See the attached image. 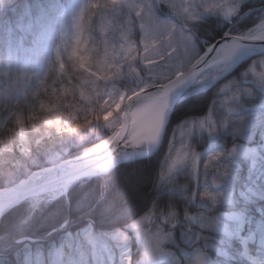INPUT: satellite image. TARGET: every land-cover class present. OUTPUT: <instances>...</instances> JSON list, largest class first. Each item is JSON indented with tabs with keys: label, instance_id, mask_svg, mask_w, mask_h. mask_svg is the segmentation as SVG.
<instances>
[{
	"label": "rangeland",
	"instance_id": "rangeland-1",
	"mask_svg": "<svg viewBox=\"0 0 264 264\" xmlns=\"http://www.w3.org/2000/svg\"><path fill=\"white\" fill-rule=\"evenodd\" d=\"M15 1L0 0L1 22L5 19L2 14L6 13L2 11L12 7ZM62 1L65 6L59 0H49L48 30L45 34L37 33L26 43L35 52L42 48L45 52L49 50L50 60L42 80L46 93L19 105L11 125L0 137L2 180H10L26 163L52 165L62 160L70 148L83 145L91 127H97L101 133L106 130L107 136H111L121 122L127 97L162 81L156 72V75L151 72L162 71L164 57L178 65L177 73L188 68V60L201 53L190 37L182 34V25L196 29L202 17L226 25L239 12L242 2L162 0L171 12L166 17L155 10L154 0ZM33 8H24L8 26L0 27V39H6L0 44V85L5 81L13 84L18 72L21 73L25 47L20 43L14 47L9 36L18 27L17 20L24 19ZM16 11V7L11 8L13 14ZM243 17L257 21L251 28L260 25L264 20V4L250 6L239 21ZM245 32H231V35L241 37ZM39 63L41 68L43 60ZM141 73L153 78L140 80ZM218 74L210 70L203 79L210 80ZM23 79L21 76L20 82ZM220 82L222 85L215 92L217 107L201 116L183 118L169 129L166 127L159 183L175 191L182 186L174 181L180 175L181 179L191 180L192 188L183 186L177 190L187 204L179 214L150 211L128 227L141 249L136 264H212V252L241 259L246 264H264L258 250L252 248L261 237L256 229L248 228L256 224L252 221L254 216H248L241 207L233 210L235 202L230 190L233 179L242 182V177H235L242 166L247 171L244 185L255 176L257 179L264 175V159L256 160L253 172V154L244 151L256 149V156L264 153V56L253 58L245 67L240 65ZM200 90L191 93L200 94ZM255 100L257 103L249 104ZM224 133L230 137V144L219 143V136ZM202 136L207 138L205 150L213 148L212 153L193 147V139L201 142ZM246 140L251 144L242 143ZM197 185L204 191V197L199 200L195 193ZM60 187L54 185L33 197L65 195L69 187ZM251 193L248 188L239 191L237 197L246 200ZM200 211L205 217L199 225L206 234L197 233L191 248L187 243L192 241V229L201 217H197ZM233 225L242 226L239 235ZM82 237H87L88 242L71 253L65 246L67 238L55 250L53 258L63 252L67 264H126L124 258L131 238L126 233H84Z\"/></svg>",
	"mask_w": 264,
	"mask_h": 264
},
{
	"label": "trees",
	"instance_id": "trees-1",
	"mask_svg": "<svg viewBox=\"0 0 264 264\" xmlns=\"http://www.w3.org/2000/svg\"><path fill=\"white\" fill-rule=\"evenodd\" d=\"M59 1V4L65 5L64 1ZM48 2L49 0H16L12 7L2 11V13L6 11L5 14H2L5 18L3 21L6 20L9 25L15 16L11 12V8L16 7V10L21 12L25 7H34L24 19L16 23L18 27H15V31L10 35L14 47L19 46L20 43L25 47V50L21 69L17 68L20 69L21 73L18 72L16 80H13L14 83L5 81L0 85V137L11 125L19 105L22 106L25 101L30 100L33 96L38 98L46 93L43 90L45 85L42 84V80L50 60L47 55L49 50L45 52L44 48L35 52L26 43L29 44L37 33L46 31V22L49 19L48 12H46ZM261 4H264V0H253L250 5L242 9L240 14L250 9V6ZM160 9L169 12L163 2L160 4ZM2 22L0 20V26ZM256 22L252 17H243L240 21L238 19L231 28L232 32L241 34V32L250 29ZM226 28L227 25H222L218 21L215 22L213 18L202 17L200 24L194 29L198 36L209 43L219 38L226 31ZM193 42L198 46L197 49L200 52L202 50L200 44ZM41 60H43V64L40 68L39 62ZM189 62L191 61L188 60L187 64ZM177 67L178 65L175 66L171 60L164 57L162 71L156 69L151 73L155 75L157 73L159 79L166 81L167 78L173 76ZM21 76L24 79L20 82ZM164 76L167 78L164 79ZM152 78L148 75L144 76V73L140 75V80ZM217 87L179 101L174 106L167 129L178 124L183 118L201 116V114L217 107L218 102L215 100ZM108 134L106 130L101 133L97 127H91L83 145L70 148L63 158L74 157L84 148L94 146L103 140ZM200 138H203L201 142L193 139V147L201 152L212 153L213 148L212 150H205L207 138L205 136ZM219 138V143L230 144V137H226L225 133L220 134ZM225 147H222L223 150ZM163 150L164 145L156 155L149 157V159L128 162V164L117 166L107 175L76 182L69 186L65 195L54 196L53 198H48V196L43 198L32 197L11 208L0 219V264H67L66 255L62 258L59 256L53 258V254L69 236L79 235L82 237L84 233L110 235L123 232L131 237L132 233L128 227L149 211L161 214H179L187 204L185 197L181 193L179 194L177 190L183 186L191 190L192 182L186 177L181 179L182 176L177 175L174 181L182 186L175 191H169L168 186L159 183L160 168L164 158ZM44 165H46L45 162L37 165L26 163L20 166V169L11 176L10 180L0 179V187L9 186L21 180L34 169L42 168ZM262 168L264 169V166ZM246 176L245 166L238 168L235 177H242V182L233 179L231 184L230 190L235 202L233 210L237 211V208L241 207L248 216H254L252 221L264 225V208L258 203L259 200L264 199V175L261 174L257 179L255 176L252 178V182L248 180V184L244 185L247 182ZM248 188L252 191L248 199L241 200L240 197H237L239 191H245ZM195 193L197 200L204 197L201 186L197 185ZM256 224L251 225V227L248 226V228L256 229ZM199 226L198 223L193 226L192 241L187 243L191 248L195 243L196 233L201 231L206 234ZM23 238L25 239L23 240ZM259 244H263L262 251H264V234L252 247L254 251L259 250ZM127 252L128 254L124 258L126 264H136L139 261L141 249L132 237L127 245ZM259 255L261 262H264L263 252H260ZM210 257L213 259V264H246L241 259L218 257L213 252L210 253Z\"/></svg>",
	"mask_w": 264,
	"mask_h": 264
},
{
	"label": "water",
	"instance_id": "water-1",
	"mask_svg": "<svg viewBox=\"0 0 264 264\" xmlns=\"http://www.w3.org/2000/svg\"><path fill=\"white\" fill-rule=\"evenodd\" d=\"M263 54L264 38L222 36L185 72L163 85L146 88L130 96L123 108L121 123L110 138L81 156L35 170L16 184L1 188L0 207L5 212L23 199L55 184L95 177L119 164L148 158L160 146L173 106L190 87L198 83L197 79L203 73L224 62L236 60L233 69L243 59ZM134 130L136 134H133ZM130 144L135 145L131 148Z\"/></svg>",
	"mask_w": 264,
	"mask_h": 264
},
{
	"label": "snow or ice",
	"instance_id": "snow-or-ice-1",
	"mask_svg": "<svg viewBox=\"0 0 264 264\" xmlns=\"http://www.w3.org/2000/svg\"><path fill=\"white\" fill-rule=\"evenodd\" d=\"M245 154H247L248 152H251L253 154L252 156V160H253V167H252V171H255V163L257 159H264V153H261L260 156H256V149H244ZM259 205L264 208V199H261L258 201ZM227 226V225H226ZM233 229L237 232V235H239V232L242 231V226L241 227H237L235 225H233ZM256 232L257 233H261L264 234V225H261L260 222H257L256 224ZM87 237H81L79 235L77 236H69L66 242V247L69 251V253H71L73 251V249H79L81 247V245L83 243H87ZM63 252H61L59 254V258L63 257Z\"/></svg>",
	"mask_w": 264,
	"mask_h": 264
},
{
	"label": "bare ground",
	"instance_id": "bare-ground-1",
	"mask_svg": "<svg viewBox=\"0 0 264 264\" xmlns=\"http://www.w3.org/2000/svg\"><path fill=\"white\" fill-rule=\"evenodd\" d=\"M252 34L253 35H257V36H259V37H257V38H264V22L262 23V24H260L258 27H256V30L254 31V32H252ZM251 34V35H252ZM232 60V59H231ZM233 62H235L236 60H232ZM228 62H224V63H222L218 68H216L215 70H217V71H219L220 73H222V72H225V71H227L230 67H231V64H227ZM201 82H203V80L201 81ZM200 82V83H201ZM201 84H199L197 87H198V89H200L201 87ZM202 86H204V85H202ZM144 131H141V133H143ZM136 134V130H134L133 131V134ZM130 136H132V135H130ZM140 138H142V137H140ZM139 138V139H140ZM135 144H130V145H128L129 147L131 146V148L134 146ZM132 151V150H131ZM61 189H64L65 188V186H61L60 187ZM3 211V208H1L0 207V216H1V214L3 213L2 212Z\"/></svg>",
	"mask_w": 264,
	"mask_h": 264
}]
</instances>
